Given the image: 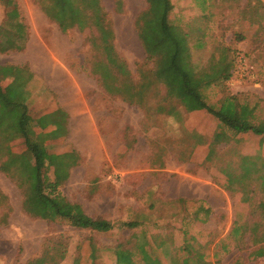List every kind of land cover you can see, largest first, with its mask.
I'll return each mask as SVG.
<instances>
[{"label":"rangeland","instance_id":"1","mask_svg":"<svg viewBox=\"0 0 264 264\" xmlns=\"http://www.w3.org/2000/svg\"><path fill=\"white\" fill-rule=\"evenodd\" d=\"M16 1L27 39L18 41L23 49L0 50V65L32 72L26 102L34 118L58 106L71 113L74 130L68 128L65 137L47 141L50 152L75 150L79 155L60 192L76 211L110 220L114 227L101 232L31 215L23 207L18 172H11L13 176L0 169V264H27L47 246L61 245L66 254L59 264H75L76 259L81 264H112L113 247L119 243L152 248L166 238L172 243L159 247L157 254L163 264H174L173 257L184 256L179 249L183 229L196 237L198 229L173 199L207 196L210 181L226 191L228 204L231 198L237 203L238 221L252 229L243 238L225 239L232 247L229 263L238 259L240 264H264V257L253 254L264 245V184L259 178L264 174V136L233 134L192 99L181 96V78L160 76L174 47L156 43L155 53L149 46L148 41L164 38L160 25L152 22L157 13L153 0H100L105 26L67 31L43 10L51 0ZM171 1L170 21L189 34L195 62L192 80L209 76V59L219 43L229 46L232 76L207 87L208 100L215 103L234 94L257 107L256 121L263 120L264 0H206V7L203 0ZM6 11L0 0L3 47L12 29ZM200 40L202 48L197 47ZM38 76L53 80L55 90L39 87ZM220 130L229 141L216 142ZM10 145L16 152L24 147L22 139ZM242 155L261 156L260 171L242 179ZM246 197H251L247 203ZM214 201L224 204L219 198ZM130 221L140 225L125 226ZM206 239L197 238L202 243ZM203 251L211 253L210 245ZM191 264L198 263L191 259Z\"/></svg>","mask_w":264,"mask_h":264},{"label":"trees","instance_id":"2","mask_svg":"<svg viewBox=\"0 0 264 264\" xmlns=\"http://www.w3.org/2000/svg\"><path fill=\"white\" fill-rule=\"evenodd\" d=\"M206 0H203L206 7ZM7 8L6 23L11 25L8 29L5 46L0 50L23 49L24 44L19 40L26 41L27 31L21 22V15L16 0H1ZM153 8L157 12L153 24L158 23L164 34L163 40L149 42L152 51L157 52L156 43L170 42L174 51L170 63L164 69L160 68V76L168 74L171 78L182 79L183 87L179 89L181 96L192 99L198 106L215 117L220 126L228 128L233 134L253 132L264 136V119L256 121L257 107L240 102L234 94H226L217 102L211 103L205 93V89L222 80L232 76V55L231 48L219 43L215 53L209 59L211 73L208 77H197L192 80L190 68L195 69V62L189 42V34L181 26L170 21V13L173 9L171 0H153ZM43 10L54 21L62 31H67L74 26L85 28L89 26L102 27L106 25L107 17L100 0H51L43 5ZM4 25H0L2 29ZM239 39L243 35H238ZM201 41V40H200ZM204 43L197 44L202 48ZM118 67H121L118 65ZM32 72L25 67L16 65H0V169L8 174L17 171L16 179L24 188V209L33 216H38L51 221L60 220L78 228H89L96 231H109L114 224L104 218H94L84 212L76 211L71 202L60 192V186L68 179L70 169L79 161V155L75 150L61 153L50 152L47 141L50 139L63 138L68 133V113L61 107L46 112L34 118L26 102L27 86L32 77ZM8 78V79H7ZM7 79L8 84L3 86V80ZM36 119V120H34ZM47 130L48 128H50ZM225 130L215 134L216 142L229 141ZM16 139H22L23 150L13 151L10 143ZM244 161V173L242 179L260 171L258 160L261 156L242 155ZM264 165V162H262ZM50 171H52V175ZM231 178V176H230ZM264 184V174L260 175ZM233 182V179H230ZM251 197L244 198L248 202ZM194 222L200 219V215L207 216L209 209H206L191 199L179 198L176 200ZM125 226L135 228L140 225L137 221L125 222ZM249 226L238 221L235 223L231 234L234 239L243 238ZM184 243L179 247L184 252L183 257H173L174 264H191L194 259L198 264H213L209 259V253L203 251L208 245L198 241L196 235H191L188 229L182 231ZM198 236V233H197ZM189 237V238H188ZM173 239L166 238L157 245L152 244L148 248L145 243L128 247L122 243L113 247L112 264H163L157 254L159 247L172 243ZM154 243V242H152ZM197 245V248H196ZM66 249L47 246L41 256L28 261L27 264H59L65 258ZM138 254L141 255L138 257ZM255 256L264 257V245L259 246L253 252ZM75 264H81L76 259Z\"/></svg>","mask_w":264,"mask_h":264},{"label":"crops","instance_id":"3","mask_svg":"<svg viewBox=\"0 0 264 264\" xmlns=\"http://www.w3.org/2000/svg\"><path fill=\"white\" fill-rule=\"evenodd\" d=\"M36 82L39 87L48 88L50 90H55V84L53 80L51 81L49 78L45 82L40 76L37 77ZM60 107V106H59ZM63 107V106H62ZM71 113L68 116V128L70 131L74 130L72 123ZM211 189L207 196L204 197H187V196H179L174 198L173 200H177L179 198L191 199L198 201L200 206L202 205L206 209H209L207 216L200 215V219L194 220V225L198 229V237H206L205 244L210 245L211 259L213 260V264H217L221 261L222 264L229 263V255L231 254V246L226 243L225 239L234 238L231 234L235 223L238 224L239 211L236 208V202L233 199H230V204L226 202V191L218 187V190L214 187L213 182H211ZM230 191V190H229ZM226 194V195H225ZM221 199L224 204L220 206L217 202L215 203L214 199ZM247 203V202H246ZM236 208V209H235ZM187 228H185L186 230ZM184 230V229H183ZM250 230V229H249ZM251 235V231H247ZM245 234V235H246ZM204 240V238H202ZM247 240V237L245 238ZM252 254V252H251ZM234 259H232L229 264H240L238 259L236 262L232 263ZM219 264V263H218Z\"/></svg>","mask_w":264,"mask_h":264},{"label":"built area","instance_id":"4","mask_svg":"<svg viewBox=\"0 0 264 264\" xmlns=\"http://www.w3.org/2000/svg\"><path fill=\"white\" fill-rule=\"evenodd\" d=\"M242 76V75H241Z\"/></svg>","mask_w":264,"mask_h":264}]
</instances>
